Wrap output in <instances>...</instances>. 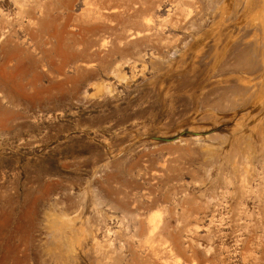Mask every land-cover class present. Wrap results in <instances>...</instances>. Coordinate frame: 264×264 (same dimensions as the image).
Returning a JSON list of instances; mask_svg holds the SVG:
<instances>
[{
    "label": "rangeland",
    "instance_id": "rangeland-1",
    "mask_svg": "<svg viewBox=\"0 0 264 264\" xmlns=\"http://www.w3.org/2000/svg\"><path fill=\"white\" fill-rule=\"evenodd\" d=\"M0 264H264V0H0Z\"/></svg>",
    "mask_w": 264,
    "mask_h": 264
}]
</instances>
